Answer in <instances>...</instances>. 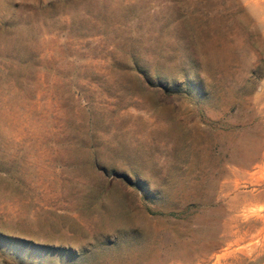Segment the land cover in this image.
I'll list each match as a JSON object with an SVG mask.
<instances>
[{
  "label": "rangeland",
  "instance_id": "rangeland-1",
  "mask_svg": "<svg viewBox=\"0 0 264 264\" xmlns=\"http://www.w3.org/2000/svg\"><path fill=\"white\" fill-rule=\"evenodd\" d=\"M0 264H264V0H0Z\"/></svg>",
  "mask_w": 264,
  "mask_h": 264
}]
</instances>
